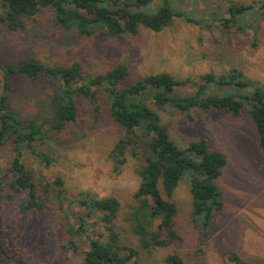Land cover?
I'll return each mask as SVG.
<instances>
[{
  "label": "rangeland",
  "instance_id": "1",
  "mask_svg": "<svg viewBox=\"0 0 264 264\" xmlns=\"http://www.w3.org/2000/svg\"><path fill=\"white\" fill-rule=\"evenodd\" d=\"M260 1L263 0H169V6L190 19L210 20L218 16L228 19L232 4ZM3 2L0 0V12ZM48 18L42 19L44 25L23 33L10 32L0 25V63L7 66L31 58L49 66L79 62L83 73L89 75L105 74L125 64L130 76L120 88L149 75L168 73L187 81L179 88L182 95L195 94L205 85L207 74L221 76L231 70L241 71L251 82L264 87V18L259 17L256 8L239 19V27L224 28L212 20L210 26L195 25L177 19L162 32L141 28L137 35H125L123 41L106 31L85 39L51 26ZM2 82L0 73V95ZM57 85L56 81L44 78L28 80L15 76L11 92L14 107L25 118L54 94ZM252 91L250 87L246 92ZM210 92L219 93L216 88ZM78 108L77 121L69 124L65 133L46 134L44 141L36 144L35 152L23 149V163L28 170L45 180L63 183L60 188H48L50 214H21L18 205L26 200L25 194H16L6 185L14 181L9 171L13 146L8 140L0 148V184L5 186V196L15 200L11 203L7 197L4 202V253H0V264H84V253L89 250L84 237L76 238V253L65 246L70 240L67 224L77 227L76 216L84 213L72 202L87 193L97 199L118 198L122 205L116 221L119 231L131 234L127 218L140 184L137 168L142 161L129 155L124 166L116 167L111 153L124 131L112 119L106 95L101 94L94 102L81 98ZM246 111L233 117L228 111L193 110L194 121L174 109L160 112L180 147L206 140L211 148L227 156L228 165L218 180L224 207L209 236L204 237L191 219L190 174L185 175L171 198L179 209L177 230L183 242L150 253L145 264H166V257L174 252L187 264H233L226 259L230 254H237L250 264H264V152ZM37 155L48 156L51 164L42 163ZM155 220L159 223L158 218ZM93 222L89 220L90 224ZM98 229L90 228L88 235L94 236L100 232Z\"/></svg>",
  "mask_w": 264,
  "mask_h": 264
},
{
  "label": "trees",
  "instance_id": "2",
  "mask_svg": "<svg viewBox=\"0 0 264 264\" xmlns=\"http://www.w3.org/2000/svg\"><path fill=\"white\" fill-rule=\"evenodd\" d=\"M254 8L259 17L264 18L263 0L250 5L232 4L228 19L218 16L210 20L230 29L238 26L239 19H244ZM44 17H49L51 26L74 32L85 39L94 37L99 31H106L119 41H123L127 34L137 35L141 28L162 32L177 19H185L195 25L206 23L210 26L211 23L208 19L184 16L169 6V0H4L0 25L10 32L23 33L44 25ZM0 73L3 77L0 148L8 140L13 146L14 157L9 171L14 181L6 185L16 194H25L26 200L18 205L21 214H50L48 188L63 185L61 180H45L28 170L23 163V149L35 152L36 144L43 142L46 134L65 133L68 125L77 121L78 100L81 98L94 102L104 94L109 99L110 115L124 131L111 153L116 167L124 166L129 155L142 161L137 168L140 184L127 218L131 234L123 235L119 231L116 221L122 205L118 198L97 199L87 193L72 202L79 205L84 213L76 216L77 227L67 224L70 240L65 249L78 252L76 238L84 237L89 244V250L84 253V264H145L144 260L150 253L181 244L183 238L177 230L179 209L171 198L187 174H190L192 196L191 219L204 237L209 236L215 218L223 209L218 180L228 165L227 156L211 148L206 140L193 141L184 148L180 147L172 139L160 112L174 109L187 114L190 121H194L193 110L203 113L228 111L233 117H240L247 110L264 152V87L251 82L238 70L221 76L207 74L205 85L191 95L179 92L187 81H180L168 73L149 75L120 88L130 76L125 64L105 74L89 75L83 73L79 62L70 66H49L31 58L7 66L0 63ZM15 76L28 80H53L58 87L50 98L23 118L14 107L11 95ZM250 87L253 91L246 92ZM211 88H216L219 93L210 92ZM37 157L46 165L52 162L48 156ZM4 192L5 186L1 183V254L4 253V202L7 197L11 203L15 202L13 196L6 197ZM157 218L159 223L155 220ZM89 220L94 221L93 224ZM96 226L100 232H95L94 236L88 235V230ZM226 259L233 264H250L237 254H230ZM165 263L187 264L176 252L168 255Z\"/></svg>",
  "mask_w": 264,
  "mask_h": 264
}]
</instances>
